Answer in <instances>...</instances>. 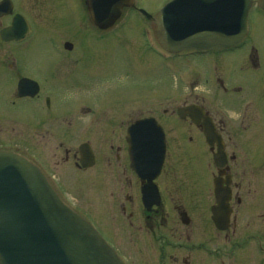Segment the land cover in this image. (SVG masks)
I'll return each mask as SVG.
<instances>
[{
  "label": "rangeland",
  "instance_id": "rangeland-1",
  "mask_svg": "<svg viewBox=\"0 0 264 264\" xmlns=\"http://www.w3.org/2000/svg\"><path fill=\"white\" fill-rule=\"evenodd\" d=\"M12 1L19 10L25 9V14L32 19L35 27L33 35L19 46L0 41V81L7 78V82L14 83L19 74H28L41 83V99L24 100L8 107H3L0 101V148L23 154L45 169L47 177L56 183L55 186L68 203L74 202L87 208L83 213L85 218L97 222L96 226L102 230L110 245L121 252L127 264H139L137 256L146 259L149 254L146 249L142 253L137 247L133 249L131 244L126 243V238L132 237L131 229L124 236L119 235L121 225L118 227V223L126 214H121L117 206H114L115 212L111 206L119 200V194L116 196L112 193L110 196V191L103 192L104 187H101L98 178V167L105 163L110 137L114 135L110 131H117L115 126L121 122L125 125L130 120L151 114L165 122L174 136L182 132V127L186 129L184 123L175 119L174 110L178 106L198 101L196 103L202 104L210 112L219 109L226 114L250 109L253 125L248 131L235 127L236 132L231 134V138L238 145L232 148L239 162L250 160L253 164L251 189L264 192V72H248L251 65L257 69L264 68V14L257 11L255 4L249 16V34L244 45H256L263 60L250 56L242 62L239 60V55L243 54H240V50L219 57L207 53L206 56H192L190 59L167 58L165 53L159 52L152 32L153 24L130 8L121 11L120 18L110 26L96 28L82 18L74 21V28L68 29L66 17L69 15L76 19L83 14L79 0H50L46 9V4H42L44 0ZM164 2L134 0L136 6L153 13L167 1ZM4 23L5 20L0 19V27ZM59 34L74 41L76 47L70 51L61 49V53L52 48ZM158 53L163 56L160 57ZM3 61L8 64L7 70ZM4 71L5 74L1 73ZM69 80H75L76 84L72 85ZM248 85L253 86V90ZM260 86L263 88L260 89ZM1 89L0 96L6 98L10 88ZM52 90L58 92L55 97ZM75 92L81 96L90 94L92 99L82 96L71 101V108L63 107L70 102L68 96ZM46 94L55 98L54 114L42 118L32 105L37 108V103L42 105ZM255 94L262 98L259 104ZM57 97L62 100L61 103L64 102L62 105L57 104ZM87 106L91 112L80 116L66 115V112L59 110ZM42 111L46 110L43 108ZM69 117H72L74 124L67 127ZM242 123L247 124L246 120ZM191 127L185 135L192 137L191 142L184 140L180 145L173 138L168 166L174 169L175 164L178 166L177 171L168 168L166 171L171 180L168 182L171 189L200 186L202 181L200 174L206 162L203 155L206 149L202 140L197 138V132H191L194 130ZM116 134L122 135L121 132ZM115 140L113 136L114 143ZM83 141L90 142L97 159L94 168L80 172L74 168L72 159H62L64 148L73 153ZM244 142L252 145L243 147ZM93 145H96V149ZM85 172L94 175L93 179ZM170 253L180 257L182 251L172 250Z\"/></svg>",
  "mask_w": 264,
  "mask_h": 264
},
{
  "label": "flooded vegetation",
  "instance_id": "flooded-vegetation-1",
  "mask_svg": "<svg viewBox=\"0 0 264 264\" xmlns=\"http://www.w3.org/2000/svg\"><path fill=\"white\" fill-rule=\"evenodd\" d=\"M221 86L226 90L222 82ZM15 93L16 88L14 95L19 99L23 98ZM34 98H41L40 93L34 95ZM46 98L48 97L44 96V102ZM45 104L50 108L49 98ZM249 110L226 114L223 110L210 112L203 107L202 117L196 123L188 116L181 119L195 129L197 138L202 139L206 146L203 154L206 162L203 173L200 174L202 181L196 188L179 190L171 189L168 185L171 180L166 171L167 168L172 170L168 166L171 133L167 134L164 130V164L152 184L130 170L128 157L122 147V136L111 130L115 143L112 141L113 136L110 137L109 154L104 156L105 163L98 168L103 180L106 175L110 176L108 186L112 189L107 192L110 191L111 196L115 191L116 196L119 194L118 205L116 202L114 206H117L121 214H126L120 220L121 231L118 234L124 236L131 229L132 237L126 238V243L131 244L133 249L137 247L141 252L146 249L155 254L146 259L137 256L139 264H264V256L259 258L254 246H247L245 253H234V248H243L251 243L248 241L258 240L261 248V243L264 242V192L250 188L253 164L250 160L239 162L232 148L238 145L231 138V134L236 132L235 127L248 131L253 125ZM206 118L211 120L214 132L209 144L204 135ZM244 120L247 124L242 123ZM71 123L72 120L68 121V124ZM188 126L185 127L189 129ZM181 131L178 132V137H183L188 130L182 127ZM187 139L191 141L192 137ZM244 143L243 147L252 145ZM64 149L62 161L76 158V152L70 153L68 149ZM94 158L96 163V154ZM74 163L80 168L76 160ZM142 193L147 194V199H142ZM213 207H217L218 216L227 222L224 230L213 224ZM181 211L186 213V223L177 220ZM252 219H256L258 224L253 223ZM228 248H233L229 253L231 258L228 257ZM172 250H181L180 257L172 255Z\"/></svg>",
  "mask_w": 264,
  "mask_h": 264
},
{
  "label": "water",
  "instance_id": "water-1",
  "mask_svg": "<svg viewBox=\"0 0 264 264\" xmlns=\"http://www.w3.org/2000/svg\"><path fill=\"white\" fill-rule=\"evenodd\" d=\"M258 2L264 8V0ZM91 3L97 6L89 3L92 15L102 17L105 8L100 7L108 0ZM249 4L250 0H172L154 18L157 36L171 51L233 45L244 33ZM8 30L1 31V37L6 38ZM147 121L136 122L134 129ZM162 142L161 137L157 142L134 141L133 167L147 159L158 166ZM0 264L123 263L84 219L62 203L35 165L14 152L0 151Z\"/></svg>",
  "mask_w": 264,
  "mask_h": 264
}]
</instances>
